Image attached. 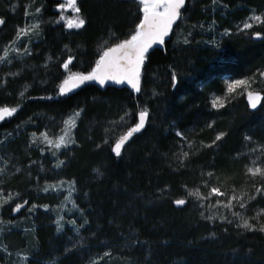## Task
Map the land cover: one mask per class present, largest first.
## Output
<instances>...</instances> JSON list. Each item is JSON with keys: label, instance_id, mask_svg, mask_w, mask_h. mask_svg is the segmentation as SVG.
I'll return each instance as SVG.
<instances>
[{"label": "trees", "instance_id": "1", "mask_svg": "<svg viewBox=\"0 0 264 264\" xmlns=\"http://www.w3.org/2000/svg\"><path fill=\"white\" fill-rule=\"evenodd\" d=\"M42 1L48 20L42 22L41 37L18 71L31 91L14 102V85L8 83L2 96L9 99L5 106L20 107L0 122V131H11L29 117L40 123L60 121L76 109H83L88 121L101 118L109 127L110 117L127 107L131 114L122 135L138 121L140 109L147 108L149 117L120 156L111 153L116 138L93 151L91 143H84L77 151L67 173L75 178L82 197L76 199L79 214L57 223L45 215L31 219L26 236L13 238L29 253L25 264H264V233L238 228L242 221L232 215L240 213L256 225V215L264 209V196L254 188L264 186V181L244 178L237 157L255 149L252 141L264 142V100L252 109L246 94L237 90L226 95L219 111H212L208 102L209 93L218 91L224 79L264 72V22L249 31L234 29L253 14L264 17V0H216L215 4L186 0L164 49L149 51L138 95L93 84L79 85L64 95L58 88L67 71H90L105 47L130 35L141 15L136 1L77 0L79 15L86 21L81 28L55 23L57 11L51 7L59 2ZM182 22L189 32L187 44L175 40ZM210 23L214 36L204 33ZM255 32L261 38L252 35ZM69 56L73 60L65 69L61 65ZM173 72L178 76L175 85ZM252 90H264V85L254 84ZM95 128H91L96 137L92 140L99 142L103 133ZM220 132L226 135L213 144ZM10 145L5 157L11 163L21 161L18 147ZM182 152L189 156L180 161ZM24 179L20 173L11 184L19 186ZM212 187L229 195L235 189L237 195L246 192L256 199L245 196V208L229 210L208 207L217 199L226 202V197L202 201L188 195L199 189L201 196H207ZM176 199L187 202L177 206ZM213 213L212 220L205 219ZM7 215L3 210L2 216Z\"/></svg>", "mask_w": 264, "mask_h": 264}, {"label": "rangeland", "instance_id": "2", "mask_svg": "<svg viewBox=\"0 0 264 264\" xmlns=\"http://www.w3.org/2000/svg\"><path fill=\"white\" fill-rule=\"evenodd\" d=\"M134 1L137 2V0ZM57 5L58 4L52 6L51 9H56ZM0 6V18L5 21L0 26V29H2L0 30V54H2L5 47H14L22 50L27 46L30 52V55H25L22 52L19 57H17L15 53H11L9 55L10 63L7 61L0 63V106H5L6 102H9V99L6 100L2 96L8 83L14 85V102H17L24 94L31 91V84L28 83L27 78H22L21 80L18 71L23 62L30 58L33 45L36 44L41 37L39 28V35L30 34L29 36H23L19 40H16L17 29L31 25L32 23H39L41 26L44 20H48V17L44 16L42 0H5L1 2ZM25 6H28L30 15H25ZM36 8H41V12L36 13ZM61 15L64 19H60ZM251 16L240 22L234 29L236 31H249L260 26L261 22L251 20ZM56 17L57 18H54L56 21H54L55 23L60 22L66 26L69 20L75 22L78 18H81L79 13H76L72 9H65L63 12L58 9ZM245 22L252 23L253 27L246 30L243 29V24ZM182 24L183 22L180 28L175 32V40L180 44L189 37V32ZM207 29L209 30L204 31L205 34L215 35L211 23ZM13 41H15V43H13ZM69 72L67 71L63 79ZM256 74H254L256 80L255 84L263 86L264 77H260V75ZM227 81L229 80L224 79L218 91L215 90L217 92L212 91L209 93L208 102L212 111H219L222 108H214L212 106V100L217 96L222 98L226 97ZM16 106L17 105H14L13 107ZM78 110L80 109L69 112L65 118L60 119V121L52 120L48 123H40L34 121L36 119L33 117H29L26 120L20 121L11 131H0V168L6 169V171L0 173V192H2L5 197L8 194H12L13 196V201L0 206V264H25V260L29 253L25 248L16 245L13 238L15 234H18L22 238L25 237L26 233L29 231L27 227L30 220L34 217L45 215L49 219H52L53 222L57 223L63 221L65 218H71L79 214L78 207L76 206V199H81L82 197L79 194L80 192L76 185L75 178L67 173L70 162L75 160L77 151L83 147L84 143H91L90 147L93 151L100 144H109L111 141L113 142L115 140L114 138L117 139L125 130L131 114L130 110L125 107L123 111L118 112L117 116L113 118L110 117V122H108L109 127H105V122H102V120H100L101 118H97L98 120L91 118V121H88L87 118H84V113L82 111L81 115L76 118V126L70 131V135L75 143H70L66 147L62 146L59 149L50 147L39 138V134L42 132H47L51 137L61 135L62 129L65 127L63 121L70 119L72 114ZM121 117H123V120ZM8 118L9 117H6L4 120H0V122ZM98 123L103 125L97 126ZM92 127H99L100 133H103V137H101L102 139L99 141L100 143L92 140V138H96L93 135ZM33 133L37 134L36 142H33ZM217 134L218 133L215 134V137ZM13 142L15 144H13ZM9 145L11 147H18L17 150L21 155V161L14 160V162L11 163L12 159H7V157H5ZM252 145L251 147H254L256 151L253 152L250 151V149L249 152L246 153L245 150L237 156L243 163L242 172L244 178H251L246 175V166H250L252 160H256L259 157L260 161L264 162V153H262L260 147L264 145V142L263 144H258L252 141ZM61 161L63 163H60V166L56 167ZM17 169H19V171H17ZM93 171L99 172L96 168H94ZM20 173L25 174L23 183L19 186H16L17 184L13 186L11 180L17 181ZM257 180L259 182L261 181L259 177L255 178V181ZM46 187L48 191L43 190ZM25 201H28V203H25ZM16 204H22L23 207L19 211L13 212L12 208H14ZM34 205L36 206L34 211L30 212L29 209L33 208ZM44 205H47V208L43 207ZM3 210L5 214H8L7 216H2ZM260 213L256 215L258 219H255L257 227L264 223V214Z\"/></svg>", "mask_w": 264, "mask_h": 264}, {"label": "snow or ice", "instance_id": "3", "mask_svg": "<svg viewBox=\"0 0 264 264\" xmlns=\"http://www.w3.org/2000/svg\"><path fill=\"white\" fill-rule=\"evenodd\" d=\"M138 3V11L141 14L139 16V22L135 24L134 29L131 31L130 35H128L125 39H118V42L112 44L111 46L105 47L102 53L99 55V58L95 61L94 66L90 71L84 72H69V74L61 81L58 85L59 94L64 95L67 92L71 91V89L78 87L80 84H83L85 81H98L100 85H104L106 81H114L117 84L127 83L134 91H141V70L145 61L148 57L149 49L153 47V45L160 44L163 45L165 43L164 38L169 35V33L173 29V25L182 18V9L185 7L186 0H137ZM216 3V0H213V4ZM57 8L63 12L65 9H72L76 13H80L81 9L77 6V0H66V3H60L57 5ZM36 13L41 12V8L35 9ZM25 15H30L28 11V6H25ZM60 19H64L61 15ZM251 20L257 22H264V17L260 15H253L250 17ZM5 21L0 18V24H3ZM86 21L83 18H78L75 22L69 20L67 22V27L72 28H81L85 26ZM202 27V25H201ZM253 27L252 23L245 22L243 24V29H249ZM39 23H32L31 25L20 27L16 32V40H19L23 36L31 35H39ZM227 34V30L225 31ZM254 35L257 38H261L260 32H255ZM15 43V41H13ZM183 43L187 44L188 40L185 39ZM30 55V52L25 46L22 50L14 47H5L3 49L2 54H0V63L3 62H11L9 60V55L11 53H15L17 57L21 54ZM73 57L69 56L67 60L61 65V67L68 69L69 64L72 62ZM260 77H264V72L259 73ZM178 80V76L175 72L172 73V82L175 85ZM256 83L255 75L252 78H244L238 80H231L226 82V93L234 94L237 90H242L248 100V104L252 109H257V106L264 100V95H262V91H254L252 90L253 84ZM227 102L226 97L222 98L220 96L215 97L212 100V106L214 108L224 107ZM16 107H8V106H0V120H4L6 117H11L17 112ZM83 109L75 111L72 114L70 119L63 121L64 128L62 129V134L56 137H51L47 132H42L39 134V138L43 140V142L50 147H55L56 149L66 147L70 143H75L70 135V131L72 128L76 126V118L81 115ZM138 121L134 124L133 127L128 128L127 132L120 135L118 139H116L114 146L111 151L115 153L116 156L121 155V149L125 146V143L133 136L134 133H138L145 127V122L149 117V111L147 108H143L138 112ZM123 120V117H121ZM208 127H212L211 124ZM176 135L178 137L183 138L184 134L182 132L177 131ZM226 134L220 132L216 135L215 140L212 142L213 144L216 141L221 140ZM33 142H36L37 134L33 133ZM250 137H245V140H250ZM107 142V141H105ZM190 143V142H189ZM212 145H206V147H211ZM262 153H264V145L260 146ZM250 151H256V149H251ZM55 154V153H53ZM189 156L188 152H182L178 160L183 161L186 157ZM59 162L56 167L60 166ZM182 166V165H181ZM6 171L4 168H0V173ZM19 171V169H17ZM211 176V173L207 174ZM246 175L250 176L255 180V178L259 177L261 181H264V162L260 161L258 157L256 160L251 161L250 166H246ZM54 187V186H51ZM255 193L264 196V186L256 187ZM44 191H48V188H44ZM19 195V194H17ZM189 196H196L199 200H209L211 197H226L227 200L221 201L219 199L216 200L215 204H209V208H217L222 207L231 210L235 206H239V208H245L244 197L247 196L248 200H255L256 195H248L246 192H241L239 195L236 194L235 189L232 190V194L229 195L226 191H221L219 187H212L207 196H201L199 189L194 192H189ZM10 201H13L12 194H8L6 197L2 192H0V206L8 204ZM185 199H176L173 201L177 206L185 205ZM28 203V201H25ZM203 206V205H201ZM23 207L22 204H16L14 208H12L13 212L19 211ZM35 205L33 208H30L29 211H34ZM43 207L47 208V205ZM264 214V209H261V213ZM233 216L241 219V223L237 225L238 228L245 229L247 231H259L264 233V223L260 224L257 227L255 224L249 222L248 219L243 218L242 214L233 212ZM259 215V214H258ZM201 216H204V212H201ZM215 216L213 215L205 216V219L212 220ZM220 219H226L223 215L220 216ZM258 219V217L256 218ZM232 223V221H228ZM71 223H75L72 221ZM85 223L87 221L85 220ZM57 230H60V226L58 225ZM78 231V229H77ZM213 235H215L213 233ZM6 250V249H5ZM105 255H109V253H105ZM90 264H96L95 261H91Z\"/></svg>", "mask_w": 264, "mask_h": 264}, {"label": "water", "instance_id": "4", "mask_svg": "<svg viewBox=\"0 0 264 264\" xmlns=\"http://www.w3.org/2000/svg\"><path fill=\"white\" fill-rule=\"evenodd\" d=\"M55 1H57V2H59V3H61V2H66V0H55ZM186 4V3H185ZM58 9L56 8V11H57ZM183 10V9H182ZM179 21H177L174 25H173V29H172V31L169 33V35L168 36H166L165 38H164V40H165V43L170 39V36H171V34H172V32H173V30H174V28H175V26H176V24L178 23ZM0 26H1V24H0ZM165 43L163 44V45H160V44H156V45H153V47L151 48V49H149V51H151V50H153V49H161V50H163L164 49V46H165ZM83 84H93V85H95L97 88H99V89H103L104 87H112V88H116V89H126V90H128V91H130L131 93H133V94H135V95H138L140 92H136V91H134L127 83H121V84H117V83H115L114 81H106V83L104 84V85H100L99 83H98V81H95V80H93V81H85ZM83 84H80V85H83ZM78 87H76V88H74V89H77ZM142 130V129H141ZM127 132V131H126ZM125 132V133H126ZM134 134H136V133H134ZM133 134V135H134ZM114 144H115V142H114ZM114 144L112 145V147L114 146ZM112 147H111V149H112ZM111 153L114 155V156H116L115 155V153H113L112 151H111Z\"/></svg>", "mask_w": 264, "mask_h": 264}, {"label": "flooded vegetation", "instance_id": "5", "mask_svg": "<svg viewBox=\"0 0 264 264\" xmlns=\"http://www.w3.org/2000/svg\"><path fill=\"white\" fill-rule=\"evenodd\" d=\"M122 150V149H121Z\"/></svg>", "mask_w": 264, "mask_h": 264}]
</instances>
